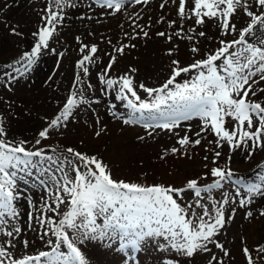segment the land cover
I'll return each instance as SVG.
<instances>
[{
  "label": "snow or ice",
  "instance_id": "6c2138e0",
  "mask_svg": "<svg viewBox=\"0 0 264 264\" xmlns=\"http://www.w3.org/2000/svg\"><path fill=\"white\" fill-rule=\"evenodd\" d=\"M96 2L101 9L114 10L107 12L108 15H114L121 10L124 0ZM134 2L146 4L149 0ZM254 3L259 6V13L251 10L249 0H190V7L189 0H179V17L194 18L196 25L205 24L206 19L216 20L222 37L233 38H221L217 48L187 66H181L178 60H172L171 74L159 87L137 84L128 74L119 78L109 77L108 72L116 63L115 57L110 58L99 77L100 82L106 86L105 94L108 90H115L116 99L126 102L130 118L124 119V124L143 122L146 129L174 132L182 121L199 118L202 121L201 132H210L217 137L211 160L214 166L209 168L205 164L210 176L216 178L212 183L200 186L196 179H192L187 182L186 188L145 186L115 178L109 166L95 155L90 156L68 147L66 152L70 154V158L61 159L59 156L54 158L45 155L43 147H36L41 145V140L49 138L50 130L66 127L73 110L86 102L83 98L85 82L81 73L83 76L88 75L89 68L85 66V62H92L93 55L97 52L95 45L89 47L81 42L80 51L84 53L87 49L88 52L76 64L79 71L73 88L77 90L71 92L58 115L39 132L40 139H36L31 148L28 147L29 141L5 139L7 133L0 124V234L11 238L0 243V264H88L81 250L85 241H106L110 246L113 241L118 240L121 252L134 253L141 249L147 238H163L170 249L189 260L207 253L208 264H222V261L211 254L209 245L220 249L224 256L230 255L218 240L221 230L232 219L229 215L226 220L225 206L239 198L240 207H246L253 203L255 196L264 197V175L259 177V184H249L244 179L234 180L233 183L238 186L234 196L225 193L220 201L212 197L213 190L222 189V182L235 175L230 166H219L221 150L225 145L230 153L244 149L248 158L257 150H264V46H256L247 40L255 27L264 26V0H254ZM65 6H68V0H51L42 17L43 26L33 33V36L38 37L37 42L30 51L23 52L15 61V64L23 62L24 71L13 64L5 65L6 68L13 69L20 76L31 69L42 49L49 48V41L57 25L65 18L62 15ZM71 6L75 7V4ZM164 6L160 5L161 8ZM238 10H243L250 18V23L242 30H238L231 22ZM175 24L176 21H171L169 26ZM11 32L21 35L15 27L11 28ZM182 32L181 26L175 35L183 38ZM148 35V32H143L144 37ZM157 35L164 37L167 34L158 32ZM197 35L205 37L206 34L200 31ZM187 38L193 39L192 36ZM76 39L80 41L79 37ZM167 39L171 42L173 36L167 35ZM127 47L128 45H122L115 51L122 55ZM200 51L195 45L191 48L194 54H199ZM171 52L169 50V54ZM4 75L9 77V81L16 79L10 73L6 72ZM178 78L183 82H178ZM87 87L91 88V85ZM140 91L146 94L145 98L141 97ZM228 118H231L233 125L231 130L226 127ZM100 134L99 131L96 132L97 136ZM148 134L152 135V132ZM196 135L200 136V132ZM139 139L143 140L144 137ZM178 143L181 146L190 143L199 145L201 139L191 141L185 135ZM171 151L176 152L177 149L173 148ZM204 159L207 161L209 158L205 156ZM231 159L229 155L227 163L230 164ZM45 161L50 167H41ZM34 168L41 175L54 169L61 176L59 179L55 175L51 176L52 188H47L46 185L51 203L46 201L36 216L29 213L28 228L36 233L45 249L29 254L27 249L34 241L23 238L21 227L15 224L6 232L3 226L9 223L6 217L17 220L19 217L14 205V201L19 198L17 172L31 175V169ZM239 189L245 190L246 198H240L244 194ZM189 190L194 193L191 201L184 199V194ZM61 206L66 210L61 211ZM232 211L235 212V209ZM258 215L264 217V210ZM246 217L256 218L251 210L246 212ZM33 220L39 225L38 228L31 223ZM17 244L24 250L19 256L14 255ZM242 251L246 264H257V257L264 259V244L256 245V256L249 247H243Z\"/></svg>",
  "mask_w": 264,
  "mask_h": 264
},
{
  "label": "rangeland",
  "instance_id": "374dc122",
  "mask_svg": "<svg viewBox=\"0 0 264 264\" xmlns=\"http://www.w3.org/2000/svg\"><path fill=\"white\" fill-rule=\"evenodd\" d=\"M91 1L98 5L96 0ZM249 2L252 4L251 10L259 13L260 8L255 5L254 0ZM50 4L51 0H0V124L7 133L4 138L15 142L29 141L30 148L36 139H40L39 132L58 115L71 92L77 90L73 88L75 76L79 71L76 64L88 52L87 49L84 53L80 51L82 42L89 47H97L92 62H85V66L89 68L88 75L83 76L81 73L85 82L83 98L86 102L73 110L66 127L50 130L49 138L41 140V145L36 147H43L45 155L54 158L59 156L61 159L70 158V154L66 152L68 147L90 156L95 155L109 166L115 178L145 186L186 188L187 182L192 179H196L200 186L212 183L216 178L210 176L205 164L207 163L209 168L214 166L211 160L217 137L210 132H201L202 121L199 118L182 121L174 132L146 129L143 122L124 124L123 120L130 118L126 102L116 99L115 90H108L105 94L106 86L100 82L99 77L109 64L110 58L115 57L116 63L108 72L109 77L119 78L128 74L137 84L159 87L171 74L172 60H178L181 66H187L217 48L221 38L233 37H222L216 20L206 19L205 24L196 25L194 18L179 17V0H152L151 3L144 4L146 7L154 4L155 9L143 23L137 22L133 15H130L135 8L134 0H124L121 10L114 15L107 14L114 10L101 9L98 5L95 10H89L90 16L79 19L68 18L65 6L62 10L65 18L57 25L49 41V48L42 49L36 63L20 76L5 65L13 64L24 71L23 62L15 64V61L23 52L30 51L37 42L38 37L33 36V33L43 26L42 17ZM161 4L165 6L161 8ZM188 6L190 7V0ZM92 18L95 20L92 21ZM97 19L115 24L105 27ZM171 21H176V24L169 26ZM231 22L238 30H242L250 23V18L243 10H238ZM181 26L183 38L175 35ZM12 27L21 35L13 34ZM145 31L148 32V37L143 36ZM200 31L205 32V37L197 35ZM158 32L172 35V41H168L167 35L158 36ZM188 36L193 39L189 40ZM77 37L80 38L79 42ZM247 40L256 46H264L261 43L264 42V26L255 27L247 36ZM122 45L128 47L121 55L115 49ZM194 45L200 48L199 54L191 52ZM169 50H172L171 54ZM44 60H49V68L46 71L42 69ZM132 69L136 71L132 72ZM6 72L16 79L9 81V77L4 75ZM59 74L63 75V78H57ZM178 82L183 80L178 78ZM87 85H91V88ZM139 94L142 98L146 97L142 91ZM79 98L78 93L77 99ZM228 121L226 127L231 130V118H228ZM18 128H25L24 134H18ZM98 131L101 133L99 136L96 135ZM149 132H152V135H149ZM197 132H200V136L196 135ZM185 135H188L191 141L201 139V143L181 146L178 140ZM173 148L177 151L172 152ZM221 151L220 167L230 166L235 173L234 177L244 179L249 184L260 183L259 177L264 175V150H257L251 158L246 156L244 149L230 153L227 145ZM229 155L232 157L230 164L227 163ZM205 156L209 158L207 161ZM41 167L47 168L50 165L45 161ZM52 175L57 179L61 176L54 169L43 175L35 168L31 169V175L27 172H17L19 198L14 201V205L19 217L18 220L6 217L9 223L3 227L5 232L11 230L14 224L21 227L22 237L34 241L27 249L29 254L45 250L36 233L28 228V223L30 212L36 216L46 201L51 203L46 185L47 188H52ZM41 181L45 183L42 184ZM233 181H223L222 189L213 190V199L220 201L225 193L234 196L238 186ZM239 190L244 194L240 198H246L245 190ZM184 199L191 201L194 199V193L191 190L186 191ZM238 199L225 206L226 220L229 215L232 219L228 220L218 237L230 255L224 256L220 249L209 245L211 254L222 261V264H246L242 248L249 247L256 256V245L264 244V217L258 215L264 210V197L255 196L253 203L246 207H240ZM64 210V206H61V211ZM249 210L253 212L255 219L246 217ZM31 223L39 227L35 220ZM7 239L11 238L0 234V243ZM81 250L88 264H208L209 255L202 253L189 260L170 249L168 242L163 238H147L141 249L134 253L121 252L118 240L113 241L110 246L106 241H85ZM23 253L22 246L17 244L14 255ZM257 264H264V259L257 257Z\"/></svg>",
  "mask_w": 264,
  "mask_h": 264
},
{
  "label": "bare ground",
  "instance_id": "6f19581e",
  "mask_svg": "<svg viewBox=\"0 0 264 264\" xmlns=\"http://www.w3.org/2000/svg\"><path fill=\"white\" fill-rule=\"evenodd\" d=\"M71 4H75V7H72ZM96 8H98L97 5L93 2L88 1V0H70L68 3V6L65 7V10L67 11V17L68 18L79 19L81 17L90 16L91 13L89 10H95ZM154 9H155L154 4H152L150 7L139 5V6L135 7V9L133 10V13H131L130 15H133V18L137 22L143 23L146 20V18L149 16V14L151 15L153 13ZM94 20L95 19L92 18V21H94ZM97 20L100 24H102L105 27H109V26L115 24V23H112V22H109V21H106L103 19H97ZM48 61L49 60L42 61L43 71H46L49 68L48 67L49 66ZM57 78H63V75L59 74V76H57ZM24 129L25 128H18L17 133L20 135L24 134V132H23Z\"/></svg>",
  "mask_w": 264,
  "mask_h": 264
}]
</instances>
